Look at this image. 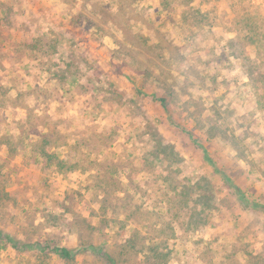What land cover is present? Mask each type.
Returning <instances> with one entry per match:
<instances>
[{"label":"rangeland","instance_id":"1","mask_svg":"<svg viewBox=\"0 0 264 264\" xmlns=\"http://www.w3.org/2000/svg\"><path fill=\"white\" fill-rule=\"evenodd\" d=\"M131 2L0 0V135L83 165L0 150V264H264V0Z\"/></svg>","mask_w":264,"mask_h":264},{"label":"trees","instance_id":"2","mask_svg":"<svg viewBox=\"0 0 264 264\" xmlns=\"http://www.w3.org/2000/svg\"><path fill=\"white\" fill-rule=\"evenodd\" d=\"M139 0H132L131 5L137 4ZM173 1V0H169ZM155 100L159 102L161 107L164 109L168 121L171 125L179 127L187 136L189 139L193 138V134L190 131H187L184 129L182 126L178 125L175 123L172 119L170 109L168 108V105L165 101L164 98L161 97H153ZM33 121H31L30 124H22L19 127H16V131L10 132V131H5L3 134L0 135V150L6 154V157L4 160V165H6L7 161H11L16 157V154L22 152L23 154L26 153V155L35 161H38L45 166H53L54 170H68V169H76V168H82L83 165L81 163L76 162L75 164H70L68 162V159L65 158L64 151L62 150L63 148L66 147V145H60L58 144L59 141H61L60 136L57 135L55 132V129L53 130L49 125L48 127H40V131H31L32 130H37L38 127H34ZM27 127H30L28 130L25 129ZM63 141V139H62ZM195 143V139L192 140ZM67 148V147H66ZM75 151L77 152L78 150L76 147H74ZM73 148L69 149L70 151ZM4 150V151H3ZM52 151V152H50ZM67 152V150H66ZM2 166H0V169ZM108 174L110 173L108 170L106 171ZM111 176V175H109ZM102 182V179H98L94 181V185L90 186L92 191H97L98 187H100V183ZM99 185V186H98ZM0 194L2 196H5L6 198L9 197V192L2 190L0 191ZM96 194V193H95ZM0 242L1 243H9L10 247L13 248L16 253L19 255L20 253L24 252L25 248L22 245H19L20 242L16 241L12 236L5 235L2 232H0ZM6 244L1 245L0 249H5ZM86 247H81L80 249H74L73 251L70 249H67L66 247H59L56 246L53 248L54 254L64 261V263H68L71 260H73L75 254L84 251ZM98 253L97 257H100L99 254L100 249L94 248ZM127 251V246H123L122 249L119 251L120 256L124 255L125 252ZM107 261H110L111 264H116L115 261L108 256L106 259ZM148 264H157L153 262V260L150 258V261Z\"/></svg>","mask_w":264,"mask_h":264}]
</instances>
